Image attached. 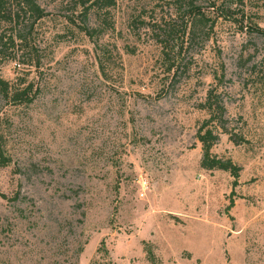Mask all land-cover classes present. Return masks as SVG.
Listing matches in <instances>:
<instances>
[{"label": "rangeland", "instance_id": "obj_1", "mask_svg": "<svg viewBox=\"0 0 264 264\" xmlns=\"http://www.w3.org/2000/svg\"><path fill=\"white\" fill-rule=\"evenodd\" d=\"M39 2L33 52L0 24L34 83L0 94V264H264V0H115L93 36L92 1ZM208 122L238 177L202 167Z\"/></svg>", "mask_w": 264, "mask_h": 264}, {"label": "trees", "instance_id": "obj_2", "mask_svg": "<svg viewBox=\"0 0 264 264\" xmlns=\"http://www.w3.org/2000/svg\"><path fill=\"white\" fill-rule=\"evenodd\" d=\"M92 1L89 6L84 7L82 16L83 22L85 23V29H87L91 35H96L99 33L101 28H113L114 23L111 20V8L115 5V0H90ZM204 0H179L185 5L194 7L198 11V16L194 18L192 23L196 22H208V17L205 12L201 11V2ZM8 1L0 0V24L1 22H8L16 27H18V34L15 37L19 41V45L26 49L24 53L33 52L34 44L31 42V33L38 21L44 18L47 13L45 8L40 4L39 0H17L15 7L8 9ZM85 5V3H84ZM95 13L100 22L99 27H88V21L90 19L91 13ZM75 16V15H73ZM74 21L75 18H70ZM262 30V29H261ZM264 32V30H263ZM5 38L10 40L12 44L15 43V38L13 36H7L4 33L0 34V46L2 48L6 45L7 41ZM25 61H19V63H24ZM34 83L26 82L25 79H20L17 83H13L8 79L4 78L0 74V94H2L7 100L14 103L32 102L34 98ZM218 107L224 111V106L219 103ZM209 122L206 123L198 132L199 139L203 144L204 154L201 161V165L207 169L221 168L225 170H232L236 177L239 176V167L234 165L231 160H223L215 155H212L211 149L215 142L219 139V133L215 131L214 127L210 126ZM11 158L4 154V149L0 147V163L2 165L10 164ZM234 184H237L235 180ZM106 253L108 252L105 247ZM99 248V250H101ZM102 264V263H101Z\"/></svg>", "mask_w": 264, "mask_h": 264}]
</instances>
